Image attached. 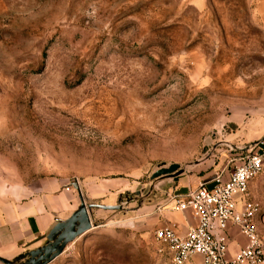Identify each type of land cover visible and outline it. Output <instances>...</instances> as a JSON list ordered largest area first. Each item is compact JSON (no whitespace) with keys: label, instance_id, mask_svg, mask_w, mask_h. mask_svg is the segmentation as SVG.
Returning <instances> with one entry per match:
<instances>
[{"label":"rangeland","instance_id":"rangeland-1","mask_svg":"<svg viewBox=\"0 0 264 264\" xmlns=\"http://www.w3.org/2000/svg\"><path fill=\"white\" fill-rule=\"evenodd\" d=\"M258 148L264 0H0V200L77 185L85 206L120 207L93 208L50 264H161L153 233L179 184ZM249 193L264 244V170Z\"/></svg>","mask_w":264,"mask_h":264},{"label":"built area","instance_id":"built-area-1","mask_svg":"<svg viewBox=\"0 0 264 264\" xmlns=\"http://www.w3.org/2000/svg\"><path fill=\"white\" fill-rule=\"evenodd\" d=\"M236 164L185 194L168 199L171 211L188 213L191 224L180 234L170 226L153 233L161 264H264V244L258 234L260 207L249 193V183L264 170V148L243 149ZM161 209V208H160ZM231 230L244 246L228 255Z\"/></svg>","mask_w":264,"mask_h":264},{"label":"crops","instance_id":"crops-1","mask_svg":"<svg viewBox=\"0 0 264 264\" xmlns=\"http://www.w3.org/2000/svg\"><path fill=\"white\" fill-rule=\"evenodd\" d=\"M250 184L251 182L249 186ZM49 187L44 186L39 195L19 203L13 200H0V258L17 259L24 253L41 248L51 228L58 222L67 220L78 209V195L74 196L69 189L61 185L51 189ZM189 190L190 186L181 183L172 195L185 194ZM9 208L11 212L7 211ZM161 212L165 219L159 227L168 225L183 234L191 224L188 213H176L171 210ZM231 233L229 256H233L244 246V240L236 231L231 230Z\"/></svg>","mask_w":264,"mask_h":264},{"label":"water","instance_id":"water-1","mask_svg":"<svg viewBox=\"0 0 264 264\" xmlns=\"http://www.w3.org/2000/svg\"><path fill=\"white\" fill-rule=\"evenodd\" d=\"M183 173V170L180 169L178 165H170L167 168L164 165L158 167L152 176L151 179L157 178H175ZM74 189L77 192L79 197V207L78 209L71 214V216L62 222H58L47 234L46 241L47 244L41 248L30 251L27 254L19 257L28 256L29 259L23 264H50L54 261L61 253L64 251L65 247L73 242L75 239L92 229V224L90 221V211L93 208L102 209V210H119V206H96L89 205L85 206V203L80 194L78 186H74ZM0 262L3 264H12L11 262L0 258Z\"/></svg>","mask_w":264,"mask_h":264},{"label":"flooded vegetation","instance_id":"flooded-vegetation-1","mask_svg":"<svg viewBox=\"0 0 264 264\" xmlns=\"http://www.w3.org/2000/svg\"><path fill=\"white\" fill-rule=\"evenodd\" d=\"M25 259H29V257H25Z\"/></svg>","mask_w":264,"mask_h":264}]
</instances>
